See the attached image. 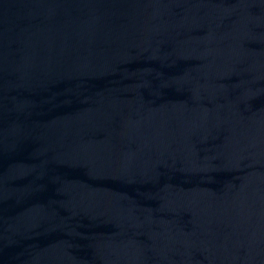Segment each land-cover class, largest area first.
<instances>
[{
    "label": "water",
    "instance_id": "obj_1",
    "mask_svg": "<svg viewBox=\"0 0 264 264\" xmlns=\"http://www.w3.org/2000/svg\"><path fill=\"white\" fill-rule=\"evenodd\" d=\"M0 264H264V0H0Z\"/></svg>",
    "mask_w": 264,
    "mask_h": 264
}]
</instances>
